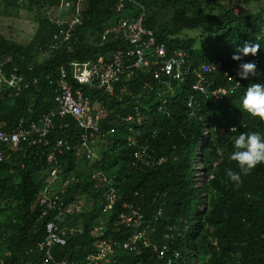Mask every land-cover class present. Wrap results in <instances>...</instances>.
I'll use <instances>...</instances> for the list:
<instances>
[{
  "label": "trees",
  "instance_id": "obj_1",
  "mask_svg": "<svg viewBox=\"0 0 264 264\" xmlns=\"http://www.w3.org/2000/svg\"><path fill=\"white\" fill-rule=\"evenodd\" d=\"M120 2L125 4L123 11L117 10ZM261 2L264 0H84L81 23L72 29L64 24L59 33L51 23L59 0H4L6 8L34 11L38 25L28 44L0 34V58H11L5 64L7 73L18 70V74H28L26 81L32 79L28 90L23 87L20 92L0 93V129L12 131L21 119L29 123L56 109L58 86L50 81L57 78L62 67L70 80V62L109 58L128 47L126 33L110 34L106 41L101 37L111 23L136 18L138 6L143 7L144 26L153 32L157 44L165 43L169 51L181 49L196 63L220 61L225 65L223 70L215 66L203 73L206 87L215 79L229 85L225 77L228 65L264 55ZM253 4L259 8H252ZM74 10L66 13L67 20L73 18ZM195 30L200 33L193 35ZM245 42L258 43L259 53L233 60L236 49ZM151 51H146L147 56ZM28 65L31 72L25 71ZM146 70H134L128 77L126 72L122 81L114 84V95L89 91L70 81L75 88L85 89L91 102L99 100L105 105L107 117L102 127L115 130L101 139L100 162L91 164L81 156L80 129L71 118H55L54 129L40 143L32 144L31 139L36 138L32 136L17 149H5L9 158L0 163V264H43L44 255L38 246L47 236V224L67 202L81 197L87 199L88 208L79 214H65L58 221L71 233L67 244L56 246L53 254L68 264H85L100 240L129 239L137 231L118 221V211L125 210L123 202L140 207L145 216L141 229L145 228L159 247L167 246L165 258L177 260L174 264H264V164L242 176L239 187L226 176L228 168L239 171L236 162L229 159L235 150L234 138L240 132L264 135V122L241 107L247 87L264 83V70L256 78L244 79L236 95L225 101L214 102L206 94L198 95L194 108L187 105L193 94L189 84L180 88L173 85L162 100L158 93L164 84ZM191 80H196L195 74ZM137 113L143 121L139 127L124 120L132 115L135 123ZM232 127L237 130L231 132ZM207 128L209 139L203 137ZM129 137L137 141L130 142ZM58 140L67 141L71 151L56 148ZM144 147L165 161L152 168L143 166L135 153ZM51 154L52 161L48 159ZM57 169L61 180L58 178L55 186L66 190L55 209L47 211L39 199L48 177ZM98 170L113 177L122 198L117 210L107 216L101 207L106 187L101 189L90 182ZM160 209L162 216L158 215ZM102 222L104 230L99 238L95 232ZM112 262L163 264L149 248H142L140 253L116 249Z\"/></svg>",
  "mask_w": 264,
  "mask_h": 264
},
{
  "label": "built area",
  "instance_id": "obj_2",
  "mask_svg": "<svg viewBox=\"0 0 264 264\" xmlns=\"http://www.w3.org/2000/svg\"><path fill=\"white\" fill-rule=\"evenodd\" d=\"M84 0H77L74 3V15L70 20L66 19V13L71 8V2L63 1L59 5L58 17L54 20L55 24L59 28V33L62 32V26L68 24V27L72 29L81 23V7ZM117 10L123 11L124 3L120 2ZM139 7L138 16L134 19L121 18L113 23L111 26L106 27L102 34V41H106L110 34L126 33L128 37V47L120 48L115 53L111 54V57L100 56L96 60L86 62L72 61L69 63L71 78L67 79L66 68L62 67L55 80L51 79L50 83L56 82L57 95L54 99L56 103V109L50 110L43 115L38 121H32L26 123L24 119H21L16 128L12 132H6L0 129V161L4 158V150L2 147H17L19 144L29 140L32 136V144H37L46 138L48 134L54 129L55 118H71L77 124L78 128L82 131L80 134V146L79 150L84 151L87 159L95 157L91 147L90 141L96 134L102 136L101 120L104 113L101 108L96 109L91 107L90 98L86 95V90L79 87L75 88L70 81L86 87V89H95L97 91H104L105 94H114V84L121 82L123 75L129 72L128 76H132L134 70L145 68L146 72L152 73L154 79L161 82L168 89H171L173 85L179 87L183 83H189L190 77L186 80L184 78L183 64L185 63V53L182 50L168 51L167 46L164 43H158L154 37L152 31L147 30L144 26L145 12L143 7ZM55 38L57 36L55 35ZM152 49L149 56L146 51ZM11 62V58H0V93L6 88H13L17 92L21 89L28 88L29 83L25 82L24 77L16 74V72L7 73L5 64ZM211 69L210 65H203L200 69L191 71L189 73L196 75V82L193 86L195 90L204 91L205 83L203 73L208 72ZM168 77L167 79H165ZM36 83V80L32 81ZM193 98L191 97L188 105L192 106ZM68 125H64L67 127ZM113 132L110 130L109 133ZM56 148L60 151L69 152L71 146L67 141L58 140ZM135 158L143 166H150L155 164V158H153L146 149H142L141 152L135 153ZM50 161L54 160V155H49ZM58 169L51 172V176L48 179L47 185L41 192V199L39 204H42L47 211H53L56 207L57 201L61 200V196L65 193V187L55 186L58 182ZM98 179L105 180L100 174ZM118 199L117 192L113 187L109 188L107 194V205L103 211L108 212L112 205ZM83 201L76 203H68L64 210H60L54 217V221L50 222L46 226L47 236L45 240L38 246V250L44 253V261L48 263L52 261L55 264H68L64 260L54 262L53 249L56 246H64L67 244L68 233L70 232L66 226H61L58 221L64 219L65 214L70 212H80L83 206ZM64 204L61 203V206ZM139 210H135L132 214L124 216L122 215V221L127 226L140 227V220L142 215L139 214ZM102 229V228H99ZM71 233V232H70ZM142 242L144 247L152 246L147 237L145 230H138L134 236L125 241L122 244L123 249H129L131 251L138 250L139 243ZM117 241L101 240L95 244V251L86 258L85 264H110V256L114 252L116 247H119ZM154 252L157 253L159 258H163L166 255V247L158 248L154 246ZM2 262V261H1ZM172 259H168L166 264H172Z\"/></svg>",
  "mask_w": 264,
  "mask_h": 264
},
{
  "label": "clouds",
  "instance_id": "obj_3",
  "mask_svg": "<svg viewBox=\"0 0 264 264\" xmlns=\"http://www.w3.org/2000/svg\"><path fill=\"white\" fill-rule=\"evenodd\" d=\"M121 1H123V0H121ZM129 1H131V0H129ZM124 6H125V4H124ZM56 17H58V11L55 13L54 16L51 17V23L54 24L55 26H57L55 24V22H54ZM178 50H181V49H178ZM259 51H260V45L258 43L245 42L241 47H238L236 49V52L232 56V59L236 60V61H242L243 57L249 56V55L256 56L259 53ZM183 52L185 53V63L183 64V72H184V78L186 77V80L189 77L191 79L192 72L189 73V68H190L191 71L194 72V70L200 69L201 66H203V65H210L211 69H213L215 66H218L220 68V70H223V68L225 67V65L222 62H220V61H216V63H214L215 62L214 61L213 62L214 64L213 63H207V64L203 63L202 64V63L193 62L192 60L187 59V56H188L187 53L185 51H183ZM31 70H32L31 65H28L25 71L26 72H31ZM261 70H264V55L261 56V57H257L256 59L249 60V61L228 65L226 70H225V77L228 78L229 81L231 82L229 85H224V84L221 85L220 82H219V79H215L213 81V85H211L209 87H206L205 84L203 83L205 90L204 91H200V90H195L194 89L193 85L196 82H194V80H190V82L188 84L190 85L193 94H191L188 97V103H189V100H190L191 97L193 98V103H192V106H189L188 103H187V105H188L189 108H194V105L196 104V101H197L196 99H197L198 95L201 96L202 94H206L207 97H212L214 102H216V101H225L226 99H229V98H231V97L236 95V93L240 90V88H242L244 79H248L249 76H250V78H256L258 72H260ZM16 74H18V70H17ZM19 75L24 77V79L26 81V76H28V74H24V75L19 74ZM149 75H151V77H153L152 73H150V72H149ZM153 79H154V77H153ZM31 80L32 79H30V80H28L26 82H28L30 84ZM121 81H122V79H121ZM159 83H161V82H159ZM185 84H187V83L181 84L179 86V88L181 86L185 85ZM28 88H25V90H28ZM7 90L8 91L17 92L13 88H6L4 91H7ZM166 90L168 91L169 89L167 87H165V86L162 89H159L158 98H160L162 100H165L166 97H167L165 95ZM89 91H97V90L89 89ZM97 92H99V91H97ZM90 105H91V107H94L96 109L101 108L103 110L104 116H103V119L101 120V128L103 129L102 122L107 117V115H106L107 114L106 113L107 110H106L105 105L102 102H100L99 100L97 102L95 101L94 103L91 102ZM241 107L251 117L258 118L260 121L264 122V83H251L247 87V90H246L245 94L241 97ZM110 112L112 113L113 111L111 110ZM136 116L138 118L136 119L135 123H132L133 119H134L132 115H128L126 118H124V120L126 122H130L134 126L139 127L143 123L142 118H141L142 116H140L139 113H137ZM38 120H35V121H38ZM25 122H27V121L25 120ZM30 122H32V121H30ZM243 126H245V125H243ZM15 128H16V126L14 127V129ZM110 130H113V132H111V133H114V131H115L114 129H109V130H104L103 129L102 130V132H103L102 136H98V134H96L93 138H91L90 147H91L93 153L95 154V157H93L92 159H87L86 158L87 160H89V162L91 164L92 163H96V162H100L101 155L99 154L98 151L100 150L101 146L98 147L96 150H95V146H96V144H100L101 145V142L103 143V141L101 139L104 138L107 134H110L109 133ZM236 130H237V127H232L230 129L231 132H235ZM3 131H5V130H3ZM12 131H6V132H12ZM130 131H132L131 128H130ZM207 131H208V128L205 130V132L203 134V137L206 138V139H209V138H207V133H206ZM81 132L82 131L80 130V134H81ZM137 135H139V134H137ZM79 140H80V135H79ZM129 141L130 142H136L137 140L134 139L133 137H129ZM19 146H20V144H19ZM19 146L12 147V148H16L17 149V148H19ZM79 146H80V143H79ZM233 147H234L235 150L230 153L229 159H230V161L236 162V164H237V166L239 168V171H235L232 168H228V169H226V176L232 183H234L237 187H239L243 183L242 176L249 175L251 173V171L253 169H255L258 165L264 164V135H262L259 131L240 132V134L237 137L234 138ZM1 148L4 150V158H3L2 161H0V163L4 162L5 160H7L9 158V155L5 152V149L6 148H10V146L9 147H2L1 146ZM201 148H202V145H201ZM142 149H146L147 152L153 158H155V164L154 165L145 166V167H151V168L152 167H156V166L162 164L165 161L163 158H157L156 156L152 155L146 147H144ZM79 151H82V150H79ZM81 153H82L81 156H83V155L85 156L84 151H82ZM99 174L105 180H101L100 181L98 179V175ZM91 176H93V178H91L90 182H92L95 185V187L99 186L101 189H102V185H104L106 187L105 188V193H104V202H103V205L101 206L102 207V214L104 216H107L110 213L115 212V210H117V207L119 206V204H121V202H122L121 199L122 198H121V196H120V194L118 192L117 187L114 185L113 177L112 176L108 177L109 175L108 174L105 175L102 170L96 171ZM48 179H49V177H48ZM48 179H47L46 182H48ZM59 179L61 180V178H59ZM57 183H59V180H58ZM46 185H47V183H46ZM110 187H113L115 189V191L117 192V195H118V199L112 205L111 209L108 212H104L103 209L107 205V194H108V191H109ZM78 201H83V203H84L82 208H81V211L80 212H75V213L79 214V213H82V211L85 208H88L86 206V205H88L87 199L81 197V198L77 199L76 201L67 202V204L68 203H72V202L76 203ZM121 207L123 209H125V210L118 211L117 218L119 219L118 220L119 223H123L129 229H136L137 231L138 230H145L146 231L145 228L141 229L142 223L144 221L143 219L140 220V222H141L140 223V227H136V226H127L122 221V218H121L122 215H124V216L130 215L135 210H139V212H140L139 214L142 215V217L145 218V216L142 213V211L140 210L139 206H136L133 203L123 202L121 204ZM158 215L159 216L163 215V211L161 209L159 210ZM103 227H104V223L102 222L101 225H99L97 227V229H96V232H95L96 237L100 238L102 236V231L104 230ZM99 228H102V229H99ZM137 231L134 234H136ZM146 233H147V231H146ZM134 234L129 239L116 240L119 243L120 246L116 247L114 252L111 254V256H110V260H111L110 264H113L112 257L116 254V249H122V250H125V251H129L131 253H140L142 248H149V249H152V252L154 254H156L157 257H158L157 253L154 252V248H153L154 246H157L158 248L166 247V249H167L166 245H163L161 247L156 245L151 240V238L149 237L148 234H147V237L149 238L150 242H152V246L144 247L142 245L143 243L140 242L138 250L131 251L129 249H123L121 247L122 244L125 241L130 240L134 236ZM103 240H107V239H103ZM107 241H112V240H107ZM167 253H168V251H166V255H167ZM43 255H44V253H43ZM89 255H87V257ZM166 255H165V257H166ZM165 257H163V258H159L158 257V259H162L163 264H166L168 259H172L171 257L170 258H165ZM55 261H60V260H58V258L57 259L54 258V262ZM172 261H173L172 264H174L177 260L174 261L172 259ZM42 263L43 264H52L53 262L49 261L48 263H45L44 256H43Z\"/></svg>",
  "mask_w": 264,
  "mask_h": 264
},
{
  "label": "rangeland",
  "instance_id": "obj_4",
  "mask_svg": "<svg viewBox=\"0 0 264 264\" xmlns=\"http://www.w3.org/2000/svg\"><path fill=\"white\" fill-rule=\"evenodd\" d=\"M63 1L71 2V0H59L58 7L56 8L57 11H59V5ZM261 3L264 4V2ZM252 8H259V6L253 4ZM71 9H75L74 2H71V8L67 10V13ZM37 25L34 11L28 12L22 8L15 7L6 8L4 0H0V34H3L4 37L15 40L16 42L28 44ZM199 33V30L192 31L193 35ZM100 146V144H96L95 150Z\"/></svg>",
  "mask_w": 264,
  "mask_h": 264
},
{
  "label": "water",
  "instance_id": "obj_5",
  "mask_svg": "<svg viewBox=\"0 0 264 264\" xmlns=\"http://www.w3.org/2000/svg\"><path fill=\"white\" fill-rule=\"evenodd\" d=\"M206 133H207V138H209L210 137V132L207 131Z\"/></svg>",
  "mask_w": 264,
  "mask_h": 264
}]
</instances>
